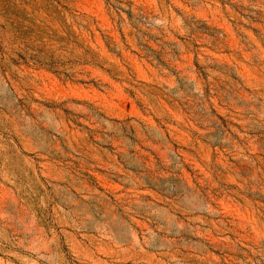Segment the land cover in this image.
<instances>
[{
    "label": "rangeland",
    "instance_id": "1",
    "mask_svg": "<svg viewBox=\"0 0 264 264\" xmlns=\"http://www.w3.org/2000/svg\"><path fill=\"white\" fill-rule=\"evenodd\" d=\"M0 264H264V0H0Z\"/></svg>",
    "mask_w": 264,
    "mask_h": 264
}]
</instances>
